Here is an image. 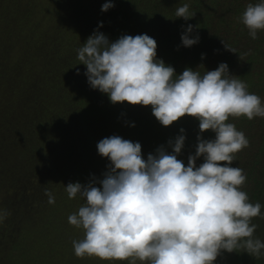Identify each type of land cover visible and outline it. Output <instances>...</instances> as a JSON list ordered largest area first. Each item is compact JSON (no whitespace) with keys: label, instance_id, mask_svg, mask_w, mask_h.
<instances>
[{"label":"trees","instance_id":"16d2710c","mask_svg":"<svg viewBox=\"0 0 264 264\" xmlns=\"http://www.w3.org/2000/svg\"><path fill=\"white\" fill-rule=\"evenodd\" d=\"M106 2L0 0V215L7 213L0 221V264H129L71 254L73 240L83 239L84 231L68 217L86 201L79 194L69 199L66 185L104 178L110 160L98 153L97 144L105 137L141 143L147 159L160 146L171 153L168 141L183 128L186 140L178 159L185 165L199 135L215 138L211 130L201 134L194 117L163 126L151 106L113 104L108 94L92 88L78 49L97 29L110 42L148 34L157 41V59L177 75L187 68L203 75L227 63L230 74L264 103V30L252 39L241 22L247 6L262 0H113L115 6L102 11ZM185 4L195 14L188 20L175 15ZM188 25L194 26L189 35L199 37L191 47L181 39ZM228 122L250 142L232 166L246 174L241 190L250 202L262 205L252 223L258 225L254 237L264 242V118ZM203 162L198 158L197 166ZM214 264H264V249L258 259L225 250Z\"/></svg>","mask_w":264,"mask_h":264},{"label":"clouds","instance_id":"9594fccd","mask_svg":"<svg viewBox=\"0 0 264 264\" xmlns=\"http://www.w3.org/2000/svg\"><path fill=\"white\" fill-rule=\"evenodd\" d=\"M114 6L107 0L101 10ZM175 15L185 20L195 16L188 4ZM241 22L257 39V32L264 30V0L249 4ZM193 27L188 25L182 33L183 46L198 43V36L189 35ZM157 47L148 34L123 35L110 42L97 29L78 49V60L86 65L91 87L108 94L113 104L151 106L163 126L191 116L199 120L201 134L211 130L215 138L199 135L187 165L178 159L186 140L183 128L168 141L171 153L160 146L147 159L139 142L118 135L100 140L98 153L110 160L104 178L70 182L65 188L69 199L79 194L86 201L68 217L72 226L84 231L83 239L72 242L74 254L129 264H214L222 251L243 250L258 259L264 242L254 237L258 225L252 220L261 215L262 205L250 202L241 190L246 174L232 166L250 142L228 121L264 118V103L248 91L246 82L230 74L227 63L203 75L192 68L177 75L173 66L157 59ZM200 157L204 162L197 166ZM45 194L54 204L52 192L45 189ZM6 216L0 215V221Z\"/></svg>","mask_w":264,"mask_h":264},{"label":"rangeland","instance_id":"374dc122","mask_svg":"<svg viewBox=\"0 0 264 264\" xmlns=\"http://www.w3.org/2000/svg\"><path fill=\"white\" fill-rule=\"evenodd\" d=\"M65 248H70V246L65 247ZM71 254H74V251L73 250H72ZM84 258H86V257H84ZM87 259H89V257H87ZM138 264H139V261H138Z\"/></svg>","mask_w":264,"mask_h":264}]
</instances>
